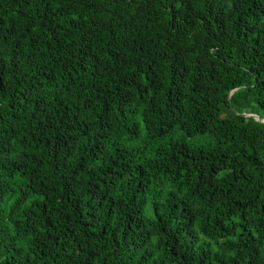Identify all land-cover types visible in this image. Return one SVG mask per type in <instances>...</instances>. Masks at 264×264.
Listing matches in <instances>:
<instances>
[{
    "label": "trees",
    "instance_id": "1",
    "mask_svg": "<svg viewBox=\"0 0 264 264\" xmlns=\"http://www.w3.org/2000/svg\"><path fill=\"white\" fill-rule=\"evenodd\" d=\"M261 120L264 0H0V264H264Z\"/></svg>",
    "mask_w": 264,
    "mask_h": 264
},
{
    "label": "water",
    "instance_id": "2",
    "mask_svg": "<svg viewBox=\"0 0 264 264\" xmlns=\"http://www.w3.org/2000/svg\"><path fill=\"white\" fill-rule=\"evenodd\" d=\"M247 116H253L255 119L259 120L258 116L256 115H247ZM262 122H264V120H261Z\"/></svg>",
    "mask_w": 264,
    "mask_h": 264
}]
</instances>
